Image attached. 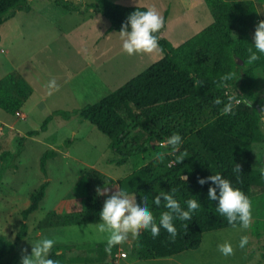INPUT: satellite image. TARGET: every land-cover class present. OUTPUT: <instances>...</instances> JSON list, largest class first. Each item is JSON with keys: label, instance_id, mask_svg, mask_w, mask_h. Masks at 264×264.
I'll use <instances>...</instances> for the list:
<instances>
[{"label": "trees", "instance_id": "obj_1", "mask_svg": "<svg viewBox=\"0 0 264 264\" xmlns=\"http://www.w3.org/2000/svg\"><path fill=\"white\" fill-rule=\"evenodd\" d=\"M53 3L66 11L83 13L82 6L72 0H53ZM203 3L212 16L209 26L180 46L173 47L161 37L164 24L158 30L164 55L159 61L94 104L72 112H53L43 121L40 129L45 131L54 116L64 120L78 116L80 121H87L110 140L109 147L120 157L118 165L151 151L168 153L163 160L154 157L116 181V191L127 187L138 202L147 196L157 220L161 212L167 211L163 197H160V206L153 203L160 192H172L174 189V198L182 207H186L184 201L189 198L198 199L201 207L190 220L173 221L177 228L175 238H171L163 228L156 237L149 230L142 229L135 236L132 247V254L139 261L196 250L203 234L240 226L239 222L229 224L226 217L216 211V202L207 196L211 181L200 185L197 182L199 177L219 172L250 201L255 183L264 178L260 170L252 166V144L264 143V131L261 129L264 99L257 103L254 95L256 70L262 74L264 81V54H259L260 58L251 65L247 63V48L252 46L258 12L263 11V6L253 0H203ZM86 7L110 21L109 32H119L122 22H126L131 12L147 10L110 0H94ZM29 9L28 0H0V26L17 11ZM164 17L166 23L167 14ZM240 61L242 64H239ZM227 72L235 73L229 82L231 88H218V77ZM193 77L202 80L203 84L193 87ZM30 94V86L17 73L0 79V109L5 113L15 115L19 112ZM229 94H236L240 103L234 107L233 113L221 114L222 105H215L213 101L217 97L226 99ZM173 132L181 135L183 144L180 151L187 153L179 163H175L179 152L172 153L171 148L161 147V143ZM37 133L32 131L28 136ZM21 148L22 142H19L18 151ZM54 155V151H46L42 156L40 168L43 174H46V160ZM236 165L239 172L234 171ZM47 186L48 183L44 182L29 195L27 206L21 212L18 240L26 236V221L38 209ZM102 207L101 200L93 193L86 199L82 211L64 214L60 224L66 227L99 223ZM50 214L54 216L57 212ZM13 250L14 245L0 236V264H8L4 258ZM61 250L60 246H54L49 257L55 260ZM116 250L117 247L112 246L110 254L114 256Z\"/></svg>", "mask_w": 264, "mask_h": 264}, {"label": "rangeland", "instance_id": "obj_2", "mask_svg": "<svg viewBox=\"0 0 264 264\" xmlns=\"http://www.w3.org/2000/svg\"><path fill=\"white\" fill-rule=\"evenodd\" d=\"M110 1L123 6L154 8L164 16L167 14L161 37L173 47L180 46L212 23V16L204 3L190 7L195 3L194 0ZM75 2L82 6L83 20L79 15L54 5L52 0H28L31 13L26 16L24 14L27 13L19 11L17 19H30L31 23L0 26V71L9 67L25 69L43 83L44 91L27 104L23 112L25 119L7 117L13 120L15 131L5 129L0 134V236L14 245V250L4 258L5 262L21 264V258L30 254L31 244L47 237L56 240L53 247L62 248L55 259L58 264H264V178L255 183L252 189L248 227L240 225L205 233L198 249L174 256L173 261H139L132 254L135 236L131 233L126 240L112 245L117 247L114 256L110 252H102L106 242L95 231L97 222L61 226L62 216L82 211L86 199L96 194L97 187H101L102 192L107 189L104 195L98 196L103 205L110 195L117 192L116 181L148 163L156 152L151 151L143 157H134L118 165L120 157L109 147L110 140L87 121L80 126L78 116L69 120L54 116L46 130L41 131L43 121L55 111L72 112L98 102L164 56L161 51L154 50L152 53L128 55L127 59L123 53L119 54L122 42L119 35L113 32L101 37L97 45L92 44L84 50L88 51L94 67H97L100 58L107 59L113 82L100 89L93 81L85 80V85L79 84L83 90L79 93L76 89L78 97L59 98L58 95L68 89L64 81L68 79L69 72L74 71L69 67L68 59L71 57L68 53L77 50L80 38L89 43L98 32L110 27L108 19L86 7L94 0ZM253 2L263 6V11L258 12V21L264 20V0ZM39 12L52 19L58 31L55 27L42 28ZM63 42L74 43L64 45ZM50 52L52 57L49 62H43L40 54ZM98 73L101 74V71ZM255 73L257 85L254 95L259 103L264 99V81L259 71ZM130 75L133 76L129 78ZM52 79H55L58 87L49 94L46 85ZM7 115L0 110V117ZM261 115V129L264 131L262 109ZM32 131L38 132L37 135L28 136ZM19 142H22L20 151ZM46 151H54L56 154L46 160V174H43L40 160ZM260 161H264V143L252 144L254 169L260 170ZM44 182L48 183L45 196L38 209L26 221V236L18 240L22 224L21 212L27 206L29 195ZM52 211L57 214L52 216ZM241 236L248 237V243L243 248L239 246ZM225 242L231 244V254L220 252L219 245Z\"/></svg>", "mask_w": 264, "mask_h": 264}, {"label": "clouds", "instance_id": "obj_3", "mask_svg": "<svg viewBox=\"0 0 264 264\" xmlns=\"http://www.w3.org/2000/svg\"><path fill=\"white\" fill-rule=\"evenodd\" d=\"M165 24V17L162 13L157 12L154 8L144 11L135 10L126 17V22H122L119 30V37L122 42L121 46L128 55L135 53H152L154 50L161 51L162 45L159 43L158 30ZM251 47L247 48V63L251 65L264 54V20L256 23L252 34ZM235 73L227 72L221 74L217 79V87L229 89L230 81L233 80ZM193 87H200L203 81L193 77ZM46 87L51 90L57 88L55 79L48 82ZM215 105H222L221 114L233 113L234 107L240 103L236 99V94L226 95V99L217 97L214 99ZM183 144L182 137L179 133L173 132L165 141L161 143L162 148H171L172 153L179 152L175 157V163H179L186 156V151H180ZM168 153L165 151L156 152L155 158L163 160ZM260 172L264 177V161H260ZM234 171L239 172V166L236 165ZM206 181H211L208 188L207 196L211 201L216 202V211L226 217L229 224L239 222L241 226L248 227L251 218V201L232 182L225 178L221 173L207 177H199L197 182L200 185ZM101 187L96 188L97 196L104 195ZM175 190L172 192H160L153 200L157 206L161 205L160 197H163L164 207L167 211L159 214L158 220L154 217L153 211L149 207L148 197L143 196L142 202H138L135 195L128 191L127 187H121L117 192L110 195L104 202L99 212L101 222L95 225V231L101 239L106 242L105 251L111 252L112 245L126 240L131 233L138 236L140 231L149 230L153 237L160 234L161 228L170 234L171 238L177 235V228L174 220L188 221L192 218L193 213L201 207L198 199L189 198L184 201L186 207L174 198ZM186 227V224L184 225ZM56 240L53 238L42 237L32 243L31 252L21 258V264H58V261L49 257ZM248 243L247 236H241L239 246L243 248ZM222 254H231L233 249L229 242L219 245Z\"/></svg>", "mask_w": 264, "mask_h": 264}, {"label": "crops", "instance_id": "obj_4", "mask_svg": "<svg viewBox=\"0 0 264 264\" xmlns=\"http://www.w3.org/2000/svg\"><path fill=\"white\" fill-rule=\"evenodd\" d=\"M72 1L74 3H76L75 2L76 0H72ZM194 2L195 3L191 4L190 7H192V5L203 3V0H194ZM31 11H32L31 9H29V11H24V13H27L24 15L27 16L28 14L31 13ZM91 11H93V10H91ZM93 12H96V11H93ZM18 13H19V11H17L15 13V15L11 19L7 20L2 26L5 27L8 25V26L12 27V26L16 25L14 23H18L19 25L24 23L27 25L28 23L32 22L30 19L29 20H18L17 19ZM70 13H75V15H79V17L82 20L84 18V14H81L79 12H70ZM83 13H84V11H83ZM39 14L41 15L39 21H40V26L42 28H54L55 27L57 30V26L53 22L52 19H49L47 17V15L43 16L40 12H39ZM108 29L109 28L103 29L102 31L98 32L96 34V37L92 40L93 42L91 41L88 43L87 41L83 40V38H80L79 40H81V42L77 43V45H79L77 50H72L71 53H68L71 57V59H68L69 67H70V69H72L74 71L69 72L68 79H66V81H64V82H66L64 84L68 87V89L62 95H60V96L58 95L59 98H65L64 96H69L70 98H75L76 96L78 97L77 90L80 93V91L82 89L79 84L85 85V83H84L85 80L93 81L94 83H96L95 85L100 89L106 88V85H108L107 83L113 82L112 81L113 76L111 75V73L109 71L110 67H108L107 59H105V57L100 58L99 60H97L98 61V63H97L98 65H96L97 67H94L91 65L90 58L88 57V55H89L88 51H84V50H86L85 49L86 47H88V46L91 47L92 44L97 45L99 43L101 37L111 35V34H113V32H114V35H119L118 32H115V31L109 32ZM63 43H64V45H69V44L72 45V43H74V42H63ZM120 51H121V53H119V54L123 53L125 55V57L127 59H129V56L126 52H124L122 49ZM36 55H39V54L36 53ZM40 55H41L42 60H44L43 62H49L50 58L52 57L51 52L47 53V54L41 53ZM98 71H101V74H99ZM10 73H17L18 75H20L21 78L30 86L31 94L29 95L28 99L26 100V102L24 103V105L20 109V111L17 112L15 115L8 114L7 116L0 117V134L4 133L5 129L15 131L16 127L14 125L13 120L8 119L7 117L10 116L13 119H18V118H20V119L24 118L25 119L26 116L24 115L23 112H24L25 108L27 107V104L30 103L32 98H35L37 95L41 96V94L44 93V91L42 90L43 83L36 80V78L32 74H29V72L26 71L25 69L21 70V69H18L16 67H12V68L9 67L8 69H5V70L3 69L0 71V79H2L3 77H5L6 75H8ZM114 73H115V71H114ZM133 75H130L129 78H131ZM47 96H49V95H47ZM39 99H41V98H39ZM82 124H83V122L79 120V125L81 126ZM176 256H178V255H176ZM173 260H175L174 256L167 257V258L154 259V261H158V262H168V261H173Z\"/></svg>", "mask_w": 264, "mask_h": 264}, {"label": "water", "instance_id": "obj_5", "mask_svg": "<svg viewBox=\"0 0 264 264\" xmlns=\"http://www.w3.org/2000/svg\"><path fill=\"white\" fill-rule=\"evenodd\" d=\"M239 64H242V62L240 61ZM248 104H250V103H248ZM258 112L260 113V109H258Z\"/></svg>", "mask_w": 264, "mask_h": 264}]
</instances>
